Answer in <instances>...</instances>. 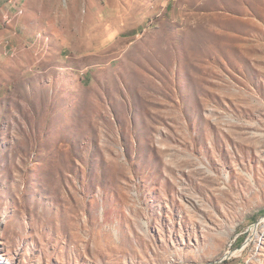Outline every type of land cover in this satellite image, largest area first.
<instances>
[{
    "label": "rangeland",
    "instance_id": "rangeland-1",
    "mask_svg": "<svg viewBox=\"0 0 264 264\" xmlns=\"http://www.w3.org/2000/svg\"><path fill=\"white\" fill-rule=\"evenodd\" d=\"M0 264H264V0H0Z\"/></svg>",
    "mask_w": 264,
    "mask_h": 264
}]
</instances>
